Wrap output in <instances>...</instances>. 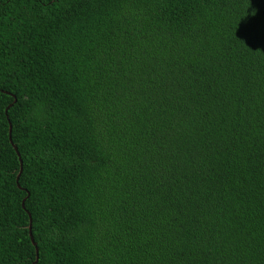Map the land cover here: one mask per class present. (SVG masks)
I'll use <instances>...</instances> for the list:
<instances>
[{
	"label": "trees",
	"instance_id": "1",
	"mask_svg": "<svg viewBox=\"0 0 264 264\" xmlns=\"http://www.w3.org/2000/svg\"><path fill=\"white\" fill-rule=\"evenodd\" d=\"M0 264H264V0H0Z\"/></svg>",
	"mask_w": 264,
	"mask_h": 264
},
{
	"label": "water",
	"instance_id": "2",
	"mask_svg": "<svg viewBox=\"0 0 264 264\" xmlns=\"http://www.w3.org/2000/svg\"><path fill=\"white\" fill-rule=\"evenodd\" d=\"M9 134H11V126H10V128H9ZM10 141H11V135H10ZM12 142V141H11ZM14 149H15V151L18 153V150H17V148L14 146ZM19 155V154H18ZM22 163V162H21ZM19 176H20V173H19V175H18V178H17V181L19 180ZM23 207H24V204H23ZM30 236H31V240L33 241V237H32V235H31V225H30ZM33 244L35 245V243H34V241H33ZM36 251H37V253H38V250L36 249ZM37 259H38V257H37Z\"/></svg>",
	"mask_w": 264,
	"mask_h": 264
}]
</instances>
